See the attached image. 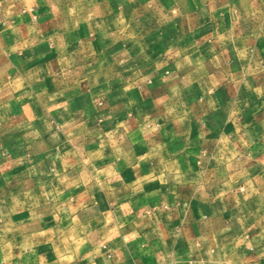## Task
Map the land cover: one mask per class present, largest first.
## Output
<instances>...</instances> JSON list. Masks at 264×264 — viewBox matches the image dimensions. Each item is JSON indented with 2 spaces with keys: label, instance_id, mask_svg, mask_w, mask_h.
Returning <instances> with one entry per match:
<instances>
[{
  "label": "crops",
  "instance_id": "1",
  "mask_svg": "<svg viewBox=\"0 0 264 264\" xmlns=\"http://www.w3.org/2000/svg\"><path fill=\"white\" fill-rule=\"evenodd\" d=\"M0 264H264V0H0Z\"/></svg>",
  "mask_w": 264,
  "mask_h": 264
}]
</instances>
